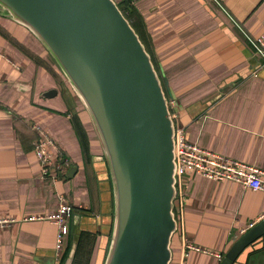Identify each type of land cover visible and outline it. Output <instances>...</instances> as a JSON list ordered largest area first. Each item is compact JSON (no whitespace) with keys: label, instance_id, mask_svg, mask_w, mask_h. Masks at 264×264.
I'll use <instances>...</instances> for the list:
<instances>
[{"label":"crops","instance_id":"obj_1","mask_svg":"<svg viewBox=\"0 0 264 264\" xmlns=\"http://www.w3.org/2000/svg\"><path fill=\"white\" fill-rule=\"evenodd\" d=\"M114 1L134 13L188 141L264 170V68L236 25L261 36L264 0H227L226 11L210 0ZM35 125L71 162L55 178L42 177ZM100 158L105 152L92 118L56 58L0 7V218L17 220L0 229V264H62L75 242L73 264L107 256L114 197ZM191 176L178 196L170 264H221L249 226L264 219V193ZM62 199L74 212L57 253V225L22 220L55 212ZM188 244L202 252L188 251ZM256 254L249 264H264L251 262Z\"/></svg>","mask_w":264,"mask_h":264},{"label":"water","instance_id":"obj_2","mask_svg":"<svg viewBox=\"0 0 264 264\" xmlns=\"http://www.w3.org/2000/svg\"><path fill=\"white\" fill-rule=\"evenodd\" d=\"M0 7L40 38L92 118L114 197L104 264H170L179 228L176 124L140 37L114 0H0ZM263 237L264 219L221 264H249L246 251ZM76 249L75 242L65 264Z\"/></svg>","mask_w":264,"mask_h":264},{"label":"built area","instance_id":"obj_3","mask_svg":"<svg viewBox=\"0 0 264 264\" xmlns=\"http://www.w3.org/2000/svg\"><path fill=\"white\" fill-rule=\"evenodd\" d=\"M218 8L226 11L227 0H210ZM254 54L261 59L264 68V33L258 38L252 37L241 26L236 24ZM175 103L169 101L172 114ZM175 119V115L172 114ZM39 133V138L35 142V153L42 164V177L55 178L65 171L71 164L57 145L56 141L45 134L38 126L33 127ZM175 153H176V189L177 200L180 191L185 187V180L191 175H200L217 182H234L245 189L264 193V170L246 164L244 162L224 157L220 154L205 150L196 144L188 141L185 131L176 127L175 131ZM74 212V208L64 199L61 200L58 210L53 213L24 218L22 221H47L58 226L57 253H61L65 246L66 238L70 234L69 220ZM17 222L13 218H0V229L7 228ZM251 224L249 228H253ZM245 232V231H244ZM185 248L192 252H202L201 248L188 244Z\"/></svg>","mask_w":264,"mask_h":264},{"label":"trees","instance_id":"obj_4","mask_svg":"<svg viewBox=\"0 0 264 264\" xmlns=\"http://www.w3.org/2000/svg\"><path fill=\"white\" fill-rule=\"evenodd\" d=\"M117 5H118L119 9L121 10V12L123 13V15L126 17V19L130 22L131 26L134 28V30L136 31V33L138 34V36L140 37L138 31H137L136 28H135L136 26H135V16H134V13L126 7V2L117 3ZM140 39H141V37H140ZM141 41H142V39H141ZM162 84H163V83H162ZM163 88H164V91H165V86H164V84H163ZM106 170H107L106 175L103 176L102 179H103V180H107V186H106V187H107V190H108L107 192H109L110 195H113V194H112L113 189H112V183H111V178H110V174H109L108 165H106ZM104 178H106V179H104ZM112 212H113V211H112ZM113 221H114V216L112 215V217H111V223H113ZM111 227H112V226H111ZM111 230H112V228H111ZM111 232H112V231H110V235H112ZM111 237H112V236H111ZM110 242H111V241H110ZM110 242H109V245H110ZM78 243H79V242H78ZM263 244H264V237H263L262 240L256 242L254 245H252V246L246 251V252L249 253V254H248V258H250V256H252V255H254V254L258 253V252L263 251V250H264V246H263ZM259 245H262L263 247H262V248H261V247H258ZM70 250H71V246L69 247L68 251L66 252V254H65V256H64V258H63V260H62V264H64V263L66 262V260H67V258H68V256H69V252H70ZM106 253H107V252H106ZM105 259H106V254H105V256H103V257L99 260V263H98V264H104Z\"/></svg>","mask_w":264,"mask_h":264},{"label":"rangeland","instance_id":"obj_5","mask_svg":"<svg viewBox=\"0 0 264 264\" xmlns=\"http://www.w3.org/2000/svg\"><path fill=\"white\" fill-rule=\"evenodd\" d=\"M197 176H198V175H196V177H197ZM191 177H192V176H191ZM186 182H188L187 179L185 180V184H186ZM257 258H264V254H263V253H258V254H256L255 256H253L251 262H255V260H256Z\"/></svg>","mask_w":264,"mask_h":264}]
</instances>
